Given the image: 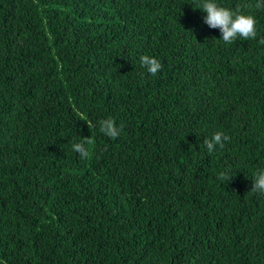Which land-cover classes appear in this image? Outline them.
Instances as JSON below:
<instances>
[{"label": "trees", "instance_id": "obj_1", "mask_svg": "<svg viewBox=\"0 0 264 264\" xmlns=\"http://www.w3.org/2000/svg\"><path fill=\"white\" fill-rule=\"evenodd\" d=\"M202 2L0 0V264H264V7Z\"/></svg>", "mask_w": 264, "mask_h": 264}, {"label": "clouds", "instance_id": "obj_2", "mask_svg": "<svg viewBox=\"0 0 264 264\" xmlns=\"http://www.w3.org/2000/svg\"><path fill=\"white\" fill-rule=\"evenodd\" d=\"M256 7H264V0H259ZM198 8L207 13L204 17V23L210 28H218L220 30L222 40L225 44H230L236 41L238 37H242L245 40L256 38L257 20L252 14H245L239 9H232L218 5L215 0H203ZM260 43L264 44V39H262ZM140 64L152 75L157 74L162 68V64L159 60L148 55L140 57ZM99 128L104 135L113 139L117 138L120 134V129L116 126V121L112 117L101 120L99 122ZM228 139L229 137L227 135L217 132L211 139H205L204 144L207 150L211 153L214 150L215 145L219 144L220 147H223V141H227ZM90 142L89 138H83L82 142H74L72 149L79 153L81 157L87 158L89 153L85 144ZM219 178L230 180L232 176H229L226 173H221ZM251 191L264 195V169L258 170L255 173Z\"/></svg>", "mask_w": 264, "mask_h": 264}]
</instances>
